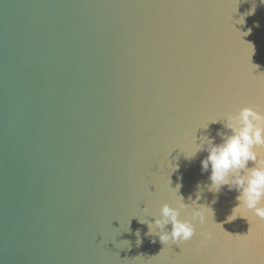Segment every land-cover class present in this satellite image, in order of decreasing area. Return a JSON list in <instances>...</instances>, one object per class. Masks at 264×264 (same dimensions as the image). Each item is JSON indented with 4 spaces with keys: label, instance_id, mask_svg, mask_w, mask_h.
I'll use <instances>...</instances> for the list:
<instances>
[{
    "label": "water",
    "instance_id": "obj_1",
    "mask_svg": "<svg viewBox=\"0 0 264 264\" xmlns=\"http://www.w3.org/2000/svg\"><path fill=\"white\" fill-rule=\"evenodd\" d=\"M262 98V0H0V264H264V220L181 152ZM168 178L222 226L153 243Z\"/></svg>",
    "mask_w": 264,
    "mask_h": 264
},
{
    "label": "clouds",
    "instance_id": "obj_2",
    "mask_svg": "<svg viewBox=\"0 0 264 264\" xmlns=\"http://www.w3.org/2000/svg\"><path fill=\"white\" fill-rule=\"evenodd\" d=\"M251 46L254 49V45ZM211 123H222L223 128L227 130L217 132L221 142L216 143L215 137L209 135L197 138L195 132L192 147L188 150L181 149L184 158L191 161L198 153L207 152V156L201 160V171L210 170V183L205 185L208 191L219 194L226 186L229 191L235 190L238 193V204L227 217L228 221L237 217L246 218L249 224L251 219L264 220V98L257 103L249 102L237 111H229L222 118L214 119L198 129L206 131ZM249 162H252L251 167ZM170 168L171 171H176L178 165L170 164ZM170 185L169 179V189L175 206L163 203L159 213L151 215L152 220H138L139 223L147 225L146 235L153 237V243L158 237L164 246L176 245L181 248L197 235V226L204 228L209 223L221 225L214 222V211L211 207L197 203L202 191L199 184L196 200H192L190 196L188 204L184 203V198L179 194L182 185ZM143 211L148 213L147 206ZM169 224L171 230L167 228ZM136 235L139 237V230ZM200 236H203L205 241L214 239L211 231H201ZM139 242L138 240L137 243Z\"/></svg>",
    "mask_w": 264,
    "mask_h": 264
}]
</instances>
